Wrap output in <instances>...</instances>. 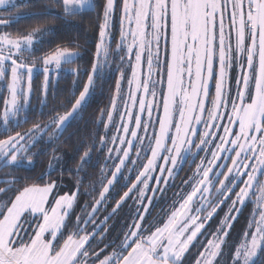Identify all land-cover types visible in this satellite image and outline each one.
<instances>
[{"label": "snow or ice", "instance_id": "1", "mask_svg": "<svg viewBox=\"0 0 264 264\" xmlns=\"http://www.w3.org/2000/svg\"><path fill=\"white\" fill-rule=\"evenodd\" d=\"M27 7L0 0V264H264V0H55L20 11ZM92 15L87 80L63 114L46 113L53 77H79L64 66L81 53L45 50L53 27L8 29L26 17ZM98 81L114 87L75 190L52 178V162L39 182L18 175L88 106ZM93 152L104 157L99 178L82 190L80 173L100 164Z\"/></svg>", "mask_w": 264, "mask_h": 264}, {"label": "trees", "instance_id": "2", "mask_svg": "<svg viewBox=\"0 0 264 264\" xmlns=\"http://www.w3.org/2000/svg\"><path fill=\"white\" fill-rule=\"evenodd\" d=\"M29 7L20 9L22 12H39L45 6L54 8L55 0H27ZM97 21L95 16H86L83 19L79 17L72 20L70 23H66L60 19H57L55 16H47V17H26L17 23L13 24L8 31L13 33L15 32H27L30 31L32 28L37 26H45V27H53L55 29L54 37H49L48 39H52L53 42L51 44H45L44 49L48 50L50 48H55L59 46H67L78 50L80 53L83 54L85 58L84 62L86 61L88 64V72L91 70V61L93 59V54L95 52V44L98 40V28L96 27ZM78 25V27H77ZM41 53H37L40 55ZM86 64V63H85ZM71 81V80H70ZM69 80L58 82L56 89L49 90L48 95V104L47 108L45 109L46 113L55 114L56 112L63 114L66 108H70L71 105L68 103L69 100H73V90H72V83ZM43 79L42 78H35L33 83V88L35 90L32 104L35 108H39L38 97L40 95V89L42 85ZM82 90V88H81ZM80 90V91H81ZM53 93L55 94V98H53ZM76 96L79 95L75 93ZM63 105V106H62ZM37 118L41 120H47L48 115L43 117H38L37 114H33L32 119L36 120ZM91 120V118H90ZM31 126V123L24 125V128H28ZM76 126L77 135L75 138L72 139L71 132L73 127ZM87 129L84 131L83 129ZM96 127L95 123L88 122L87 119H80L76 120L69 125L68 129L62 140H56L57 142H53L51 144H43L40 147L43 148V151L40 155L34 157V168L28 170H20L18 175L21 176H30L31 180L28 182L31 183L33 181H37V177L41 175L42 172H45L48 164L52 162L53 156H59L65 161V169L63 172V176L70 177L71 174L76 175V168L80 162V157L83 155V152L87 150L89 147L93 145L94 142L98 143L99 134L101 132ZM86 133H89L91 136L86 137ZM95 138V139H94ZM61 139V138H59ZM36 151V149H34ZM99 154L98 152H96ZM95 164V162H93ZM7 171V170H5ZM87 176L85 180V184L82 185V190L88 188L90 185V181L94 180V177L99 178L100 174V164L95 167L86 166ZM61 172H57L55 175H60ZM85 175V173L81 172L80 176ZM55 175H52V178H55ZM4 173L0 172V178H3ZM76 186V183H74ZM86 197H81V202H83ZM89 203L91 201L89 200ZM103 215V213H102ZM119 218V217H118ZM115 221H112L110 227L113 225L118 229Z\"/></svg>", "mask_w": 264, "mask_h": 264}, {"label": "flooded vegetation", "instance_id": "3", "mask_svg": "<svg viewBox=\"0 0 264 264\" xmlns=\"http://www.w3.org/2000/svg\"><path fill=\"white\" fill-rule=\"evenodd\" d=\"M87 64L88 63L86 61L83 62V60L81 61L80 64H78V60H77L75 64L71 65L72 68H77V66L79 68V65H81V68H79L80 69L79 79L77 80V77L72 76L71 77V81H70L72 83V86H73L72 88H73V90L75 91L76 94H78L79 91L81 90V88H83V84L87 80V75H86L87 72H88ZM74 81H75V84H74ZM78 82H79V84L77 85ZM98 83H99V85H98ZM113 87H114V81H108V82L104 83L102 87H101V82L98 81L97 82L96 91H95V94L93 96V99L89 102L88 106L85 109H83L79 113V115H77V117L73 120V124H74V122H76V120H78V118L87 119L89 123H91V120H92V122L95 123L96 127L98 128V130L100 132L103 131L102 127H98L97 121L100 118V110L102 108H104L109 102V96L111 94V90H112ZM90 118H91V120H90ZM76 130H77L76 126H74L73 129H72V132H71L72 139L75 138L76 135H77V131ZM83 130L87 131V129H85V128ZM65 133H64V135H65ZM64 135L60 136L61 139H59V141L63 139ZM86 137L90 138V134L86 133ZM55 142H57V141H54V143ZM102 163H103V161H102ZM184 175H185V173H181L180 174L181 177H183ZM176 182L179 183V179H177ZM169 195H171V193H169ZM110 203H114V201H112ZM252 207H253V205H249V207L247 209H245L244 216L241 217L240 223L237 224L236 227L239 226V227L242 228L246 224L245 218L250 214V212L252 210ZM125 210L128 211L127 207H125L123 211H125ZM225 211H226V209H225ZM158 214H159V209L154 210L153 213H152L153 218L157 217ZM221 215H223V213H221Z\"/></svg>", "mask_w": 264, "mask_h": 264}, {"label": "rangeland", "instance_id": "4", "mask_svg": "<svg viewBox=\"0 0 264 264\" xmlns=\"http://www.w3.org/2000/svg\"><path fill=\"white\" fill-rule=\"evenodd\" d=\"M83 58H85L84 56H83V54L81 53V58L80 59H78V64H80L81 63V61L83 60V62H84V59ZM64 67H66V68H72L71 67V65H65ZM78 67V66H77ZM79 68H81V65H79ZM73 75L71 74V73H61L60 74V76H59V79L57 80L56 79V77L54 76L53 77V79H52V83L49 85V90L50 89H52V90H54V89H56V87H57V85H58V82L60 81V80H62V81H66V80H71V77H72ZM42 78L43 79V75L42 74H39V75H36L35 77H34V80H35V78ZM79 79V77H77V80ZM34 80H33V83H34ZM79 84V82L77 83V85ZM98 85H99V83H98ZM79 89V88H78ZM72 90H73V88H72ZM73 92H75L74 90H73ZM99 132V131H98ZM101 132H103V131H101ZM102 134V133H101ZM91 136V135H90ZM91 139V138H90ZM95 139V138H94ZM98 144V143H97ZM57 157H59V156H57ZM61 158V157H60ZM97 159H99L100 160V167L102 166V161L104 160V157L103 156H101V155H99V154H97L96 152H93V154H92V162H95V164H96V161H97ZM52 163H54L55 164V166H56V170L52 173V175H55L58 171L59 172H61V171H64V169H65V161L61 158L60 159V161H59V163H56L55 161H53L52 160ZM49 165V164H48ZM96 166H98V164L96 165ZM48 169V166H47V168H46V170ZM45 170V171H46ZM62 178V187H63V191H65V192H71V191H73V190H75V184L74 183H77V179H78V177H74V174H71L70 175V177H66L65 178V176H63L62 175V177H61V174L60 175H58V176H56L55 175V178L54 179H61ZM79 178H83V180H84V183L83 184H85V180H86V177H85V175H82L81 174V176L79 177ZM97 180H98V178H96V176L94 177V180L93 181H90V184L89 185H93V184H95L96 182H97ZM91 201V200H90ZM127 211L125 210V211H123V212H121V217L126 213ZM115 222H113V223H115L117 226H119L120 225V223L122 222L121 220H120V218H116V220H114ZM23 227L25 228V229H27L28 227H29V225L28 224H23ZM236 230L237 231H240L241 230V227H239V226H237L236 227ZM233 236H235V233H233Z\"/></svg>", "mask_w": 264, "mask_h": 264}, {"label": "water", "instance_id": "5", "mask_svg": "<svg viewBox=\"0 0 264 264\" xmlns=\"http://www.w3.org/2000/svg\"><path fill=\"white\" fill-rule=\"evenodd\" d=\"M74 120V119H73ZM73 120L69 123V125L73 122ZM69 125L67 126V128L69 127ZM67 130V129H66ZM66 131H64V133H65ZM64 133H63V135H64ZM63 135H61V136H63ZM111 223V222H110Z\"/></svg>", "mask_w": 264, "mask_h": 264}]
</instances>
